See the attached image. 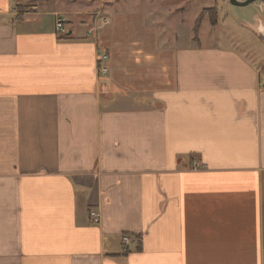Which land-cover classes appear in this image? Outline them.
I'll return each mask as SVG.
<instances>
[{
    "label": "crops",
    "instance_id": "obj_1",
    "mask_svg": "<svg viewBox=\"0 0 264 264\" xmlns=\"http://www.w3.org/2000/svg\"><path fill=\"white\" fill-rule=\"evenodd\" d=\"M195 1L0 0V264H264V64Z\"/></svg>",
    "mask_w": 264,
    "mask_h": 264
},
{
    "label": "rangeland",
    "instance_id": "obj_2",
    "mask_svg": "<svg viewBox=\"0 0 264 264\" xmlns=\"http://www.w3.org/2000/svg\"><path fill=\"white\" fill-rule=\"evenodd\" d=\"M194 3L199 4V9L201 11L200 23L203 18H208L210 22H211V19H213L214 14L210 13L209 15V14H206V12L204 11L209 10V9H215L218 14L217 2H214V0H199L198 2L195 1ZM259 5L262 6L261 9L259 8L260 7ZM256 7H258L261 11L259 12L257 10L258 8L254 9L252 5L243 7V8H238V7H235L229 4L228 8L224 7L221 9L219 13V17L224 21L225 26L229 28L230 36L233 37L232 41H233L234 46L239 45L240 42H243V41L246 42L249 45V49H252V52L255 54L256 60H259L260 62L263 61V64H264V44H262V42L260 43L259 40H257L255 36L252 34V32L249 31V29L242 26V24L238 23L237 21H235V18H233L235 13H240L241 11V13H250L251 17H253L256 24L259 23L260 20H262L264 23V4L257 3ZM203 8H206V9H203ZM131 19H132V15L128 17V21H130ZM223 42H226V39ZM222 47H230V45H227V43H223ZM230 48H233V47H230ZM261 80L264 83V76L263 78H261Z\"/></svg>",
    "mask_w": 264,
    "mask_h": 264
},
{
    "label": "built area",
    "instance_id": "obj_3",
    "mask_svg": "<svg viewBox=\"0 0 264 264\" xmlns=\"http://www.w3.org/2000/svg\"><path fill=\"white\" fill-rule=\"evenodd\" d=\"M55 28H56V32L59 35L66 36L68 34V30L66 28V21L60 16H57L56 18ZM97 63H98L99 75L103 77L107 76L109 74V56L106 53L100 55ZM199 166H200L199 162L196 161L193 163L194 168H198ZM90 219L92 224L94 225H98L101 221L100 214L95 211H92L90 213ZM124 241L127 242L128 239L124 238Z\"/></svg>",
    "mask_w": 264,
    "mask_h": 264
},
{
    "label": "water",
    "instance_id": "obj_4",
    "mask_svg": "<svg viewBox=\"0 0 264 264\" xmlns=\"http://www.w3.org/2000/svg\"><path fill=\"white\" fill-rule=\"evenodd\" d=\"M229 4L232 6L238 7V8H243L247 7L253 3L256 2H261L264 4V0H227Z\"/></svg>",
    "mask_w": 264,
    "mask_h": 264
},
{
    "label": "trees",
    "instance_id": "obj_5",
    "mask_svg": "<svg viewBox=\"0 0 264 264\" xmlns=\"http://www.w3.org/2000/svg\"><path fill=\"white\" fill-rule=\"evenodd\" d=\"M204 12H206V14H209V15H210V13L214 14L213 19H211V24H212V25H216L217 20H218V14H217V11H216L215 9H209V10H206V11H204ZM197 28H198V26L196 27L195 32H197Z\"/></svg>",
    "mask_w": 264,
    "mask_h": 264
},
{
    "label": "bare ground",
    "instance_id": "obj_6",
    "mask_svg": "<svg viewBox=\"0 0 264 264\" xmlns=\"http://www.w3.org/2000/svg\"><path fill=\"white\" fill-rule=\"evenodd\" d=\"M259 6H260V9H261L262 6H261V5H259ZM257 8H258V7H257ZM257 8H256V9H257ZM260 9L258 8L257 10L260 12V11H261ZM252 22L254 23V25H255V27H256L257 29H259L260 31H263V32H264V24H263V23L260 24V25H257L253 18H252Z\"/></svg>",
    "mask_w": 264,
    "mask_h": 264
}]
</instances>
